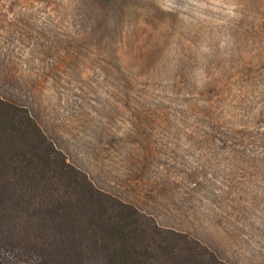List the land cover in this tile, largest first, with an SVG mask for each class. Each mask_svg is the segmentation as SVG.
Returning a JSON list of instances; mask_svg holds the SVG:
<instances>
[{"label":"rangeland","instance_id":"374dc122","mask_svg":"<svg viewBox=\"0 0 264 264\" xmlns=\"http://www.w3.org/2000/svg\"><path fill=\"white\" fill-rule=\"evenodd\" d=\"M0 92L102 191L264 264V0H0Z\"/></svg>","mask_w":264,"mask_h":264},{"label":"trees","instance_id":"16d2710c","mask_svg":"<svg viewBox=\"0 0 264 264\" xmlns=\"http://www.w3.org/2000/svg\"><path fill=\"white\" fill-rule=\"evenodd\" d=\"M0 264H230L99 189L0 92Z\"/></svg>","mask_w":264,"mask_h":264}]
</instances>
